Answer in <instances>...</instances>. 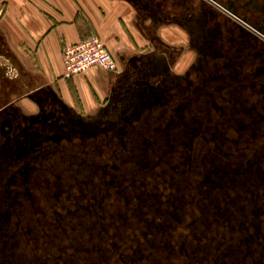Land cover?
I'll return each mask as SVG.
<instances>
[{
    "label": "flooded vegetation",
    "instance_id": "obj_1",
    "mask_svg": "<svg viewBox=\"0 0 264 264\" xmlns=\"http://www.w3.org/2000/svg\"><path fill=\"white\" fill-rule=\"evenodd\" d=\"M138 2L146 5L140 10L180 23L186 37L189 29L207 37L199 40L212 55L172 110L192 136L182 141L176 126L151 115L126 151L111 155L106 144L96 145L91 158L80 157L82 151L44 140L15 165L18 158L3 156L4 144L40 135L31 127L40 116L19 115L0 75V256L8 259L0 264H164L188 196H196L194 206L202 202L200 229L186 248L196 261L224 245L230 248L218 264H264V0ZM175 140L192 146L187 162L185 153L176 158L165 150ZM198 184L199 194L202 185L212 187L199 201L192 194ZM129 205L131 220L124 218ZM135 219L152 230L126 234L123 227L126 235L119 234ZM244 234L249 240L241 246ZM152 235L160 246L150 252Z\"/></svg>",
    "mask_w": 264,
    "mask_h": 264
},
{
    "label": "crops",
    "instance_id": "obj_2",
    "mask_svg": "<svg viewBox=\"0 0 264 264\" xmlns=\"http://www.w3.org/2000/svg\"><path fill=\"white\" fill-rule=\"evenodd\" d=\"M142 6L138 0H0V75L9 104L23 118L44 122L59 112L82 118L117 108L135 90L138 74L156 71L162 91L175 89L170 73L183 77L194 62L184 28ZM89 36L101 39L116 70L91 67L64 79L61 51ZM159 47H172L173 54L158 53Z\"/></svg>",
    "mask_w": 264,
    "mask_h": 264
},
{
    "label": "rangeland",
    "instance_id": "obj_3",
    "mask_svg": "<svg viewBox=\"0 0 264 264\" xmlns=\"http://www.w3.org/2000/svg\"><path fill=\"white\" fill-rule=\"evenodd\" d=\"M219 20V19H218ZM156 20H153L155 22ZM156 23L154 28L156 27ZM154 24V23H153ZM195 27V25H194ZM200 27V26H199ZM188 37L185 44L189 43L186 45V51L194 56V62L191 65V68L186 71L185 74H183V77L175 76L174 73H170L169 81H174L176 84L175 89H169V91H166L165 89H161V87L157 86L158 81H157V74L155 72H152L151 75L146 74L145 76L143 75H137L138 79L137 82H135V90L131 92V94H127L129 96H126L125 98H122V102L117 104V108L115 107H106L103 110H101L98 113H95L91 117H74L71 118L69 115L64 116L61 112L53 115L54 117H48L47 119L40 120L37 124H33L31 127H34L37 130L36 132L39 131L40 135H34V136H19L16 138V140L12 137H9L7 139V142L4 144L5 145V153H3V156L11 155L15 156L16 159V164L19 165L21 164V155H27L31 152V150L35 149L36 146L39 144V142H44L45 141H50L52 144L55 143H61V146L67 147L71 150L72 154H79V151L81 155L80 157L87 156L91 158L96 153V149L98 145H104L106 144L107 147H109L110 151L108 152L111 155H114V152H119V151H126L128 146H131V142H133V137L136 136L134 135L137 133V131L140 133L141 131L146 129V126L141 127L142 125V120L148 116H155L158 120L167 122L169 121L171 125L176 126L177 128L174 129L176 134L179 133V135H182L184 140V136L188 138V136H192V133H189V130L187 129V134H186V129L184 133V128H181L179 124L180 118L179 115H175V112L172 111L173 108L178 104L179 98L176 99V95H179L182 90L185 89L186 86L191 84V82L194 80V74L201 68V65L203 62L206 60V57L212 55V50L208 47L207 41L204 40H199L200 37L202 39H205L207 37H202L201 34H195L193 30L189 29L188 32ZM189 38V39H188ZM207 45V46H206ZM163 48V49H162ZM159 47L157 48V52L161 54H173L172 51L174 48L172 47ZM198 50V54L200 57H202L200 64L198 63V56L196 55ZM181 51V50H180ZM187 53V56L189 55ZM173 58V57H172ZM172 64V63H171ZM164 67L166 65L164 64ZM161 70V67H160ZM157 73V72H156ZM2 74V72H1ZM168 74V72H167ZM155 76V77H154ZM147 77H150L151 80L148 81ZM153 79V80H152ZM143 83L145 85H143ZM173 86V85H172ZM165 87V86H164ZM187 88V87H186ZM182 96V95H181ZM184 101V100H183ZM49 116V115H48ZM204 120V119H203ZM27 126H29V122H26ZM32 124V123H31ZM204 124V123H203ZM182 125V124H181ZM203 127L198 128V131L202 130ZM170 129V127H169ZM197 131V132H198ZM199 131V132H200ZM172 133V131L170 132ZM197 135H200L198 133ZM180 140V139H177ZM186 140V139H185ZM176 141V140H175ZM167 142L165 145V150L169 151V154L172 155L178 154L177 157H180L181 153H185V162H187L188 158V150L192 149V146L189 145V147L186 149L182 144H180L179 141L176 142ZM166 142L164 141L163 144ZM169 144V146H168ZM97 145V146H96ZM197 147V146H196ZM90 149L92 152H90ZM2 147H0V154H1ZM83 153V154H82ZM108 154V155H109ZM198 148L196 151V155L198 156ZM107 156V155H106ZM1 158L0 156V162ZM172 159V158H171ZM234 161L238 160V157L234 156L231 158ZM179 159H172L171 161L173 162H179L182 161L180 158ZM3 162V161H2ZM184 162V163H185ZM178 163V164H179ZM2 164L0 163V175H1V170H2ZM79 166V165H78ZM185 166L180 164L179 167H176L175 169L173 168L171 170V173L174 170H180L181 168H184ZM3 172V171H2ZM199 184L197 185V189L194 190L192 193L193 195H197V199L202 196H205L211 192L212 187L207 186L203 187L201 192L202 194H199ZM204 190V191H203ZM192 197H187V203L189 204V207H185V215L182 218L181 224L176 225L175 222H173V225L175 228L174 232V238H171V248H172V254L171 255H164L161 257V262L164 264H218L221 262L223 256H227L226 253L228 254V248L230 246H221L217 250L214 251V249H211V251L208 252L210 253H204L202 254V258L199 260H195L194 256L192 255L191 250L187 252L186 248H188L190 245L189 242H191V239L194 236L195 230L200 229L201 225V220L198 223L199 218L201 219V215L198 213L202 211V202L197 203L196 206H194V199ZM199 201V199H198ZM197 207V219L194 216V213L192 210H195ZM167 209V208H166ZM170 210V209H169ZM199 210V211H198ZM130 205L127 207V215L124 216V218L131 220L130 216ZM189 211V212H188ZM188 212V214H187ZM171 213L169 217L171 218ZM203 216V215H202ZM194 218V219H193ZM172 219V218H171ZM125 220V219H124ZM180 220V219H179ZM194 220V221H193ZM119 221H113V223H107L105 224H117ZM122 224H125L124 222ZM122 227V230L119 234H132L134 231L138 230L139 228L146 229V230H152L151 228H148L146 224L141 223L140 221H137V219L132 220L130 224L126 226L120 225ZM123 227L126 228V234L123 232ZM154 227V226H152ZM158 229H155V232ZM154 231V230H153ZM171 231V230H170ZM149 232V231H148ZM147 232V233H148ZM159 234V233H156ZM192 236H188V235ZM211 235V234H210ZM158 235H152L150 237V240L152 241V246H147L148 250L154 251L155 248L160 246V240L158 238ZM172 237V236H171ZM123 238V237H120ZM124 239V238H123ZM205 239V237H203ZM249 240V237H247V234H244L243 236L241 235L240 239H238V243L245 244ZM96 241V240H95ZM152 247V248H149ZM232 248V247H231ZM161 256V255H160ZM193 257V258H192ZM6 260V261H5ZM8 259H6V256L2 255L0 256V262H7ZM224 261H227L228 258H224ZM223 261V262H224ZM192 262V263H191ZM228 262V261H227Z\"/></svg>",
    "mask_w": 264,
    "mask_h": 264
},
{
    "label": "built area",
    "instance_id": "obj_4",
    "mask_svg": "<svg viewBox=\"0 0 264 264\" xmlns=\"http://www.w3.org/2000/svg\"><path fill=\"white\" fill-rule=\"evenodd\" d=\"M61 58L64 79L83 74L91 67H99L107 72L115 71L117 67L113 56L97 36H89L64 47Z\"/></svg>",
    "mask_w": 264,
    "mask_h": 264
}]
</instances>
